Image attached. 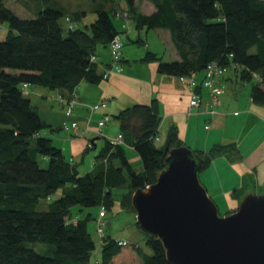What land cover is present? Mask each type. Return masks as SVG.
<instances>
[{
  "label": "trees",
  "instance_id": "1",
  "mask_svg": "<svg viewBox=\"0 0 264 264\" xmlns=\"http://www.w3.org/2000/svg\"><path fill=\"white\" fill-rule=\"evenodd\" d=\"M5 1L0 0V26L7 27L0 41V264H88L96 248L88 231L90 219L73 216L72 208L100 206L105 211L113 203L112 190L128 180V193L122 195L125 206V198L130 201L135 190L156 181L164 166V150L153 145L161 122L158 103L154 99L116 114L124 145L111 146L106 140L93 170L81 176L42 134L55 129L40 119L24 96L23 85L57 90L58 96L66 97L77 92L81 82L101 83L109 62L103 71L99 69L98 50H109L118 38L114 15L98 9L89 26L79 27L55 8L21 19ZM125 2L136 30L169 33L178 60L159 62L157 74L178 78L196 73L200 78L207 64L216 62L225 71L231 69L236 80L251 83V102L264 107V0H159L148 15L137 11L135 0ZM66 18L75 25L71 31ZM92 56L96 64L91 63ZM157 60L156 54L147 52L140 61ZM166 145L184 146L175 127L168 131ZM124 146L138 156L140 172L131 168ZM235 152V146L228 144L192 153L202 161L201 172L214 158H232ZM40 160L46 167L39 165ZM236 192L232 194L239 202L243 195ZM57 193L59 197L52 200ZM38 243L45 249L35 250ZM146 246L152 254L140 256L134 246L118 245L106 234L96 264H168L159 240L146 236Z\"/></svg>",
  "mask_w": 264,
  "mask_h": 264
},
{
  "label": "rangeland",
  "instance_id": "2",
  "mask_svg": "<svg viewBox=\"0 0 264 264\" xmlns=\"http://www.w3.org/2000/svg\"><path fill=\"white\" fill-rule=\"evenodd\" d=\"M157 1L159 0H136L135 6L137 7V11L140 12L142 9L145 10L147 6H154V3ZM5 6L13 11L14 14L21 19H31L39 10L44 8H55L56 10L63 11L65 16L69 17V19H71L73 23L79 27L89 26L94 21L96 17L95 12L98 9L111 11L114 15V17H111V20L119 31L118 38L122 43L120 52L122 53V57L124 59L128 58L130 67L124 66L122 68L121 74H112L107 80H102L101 86L99 88H93L98 91L96 96L93 98V100H96L94 103L98 104L101 101H106L108 107L107 109H97L98 111L95 112L96 115H94L88 123L87 117H79L81 112H78L76 109L74 115L71 117H68L65 114L64 109L59 106V91H50L40 87L32 86L23 89L24 96L28 98L32 106L35 107L40 119L55 129L52 134L49 133V129L43 131L42 134L47 135L48 138L51 139L52 145L62 151L65 159L71 162V164L75 165L81 176L93 170L95 157L103 148L105 140H93V144L96 146L93 148L90 144L91 140L95 138V134L87 133L86 135L73 136L70 131L62 129L63 126H67L72 121H76L79 123L78 126L80 127H83L84 124H87L91 130H96L98 120L97 115L103 111H107L108 114L106 115L110 117V122L107 124L105 132L108 134L106 135L107 139L111 140L113 137H115V132L119 131V124L114 118V116L117 114V110H119L117 108L124 109L136 104H142L145 102L144 100H147L149 104L150 100L148 99V96L150 90H153L154 95L157 96V98L160 97L162 104L160 116H162V118L163 114L167 116L166 119L162 120L163 124L159 125V140L153 141V145L157 149L164 150L166 147V138L168 134L167 124L169 119L174 116V112H177L175 118H177L179 126L177 123H175V128L178 129L179 139H181L183 145L192 152L198 153L200 151H208L213 145H228L229 143H232V145L235 146L234 142H229V140L235 139V121L229 122L227 124L224 122V124L219 125V121L215 122V117L209 122L207 118L203 119L198 117V115L195 114L196 109H193L190 114L191 116L187 115L189 96L185 97L186 95L182 92L176 96V102L179 105V109L175 110L172 106L174 103L169 100L168 89H179V87L174 84L176 81L174 79H176V77H170V79L168 78L169 80L167 79V81H172L171 83H159L158 81H152L151 79H148V67L151 66H148L147 64L142 65L139 62V59L142 57L144 58L147 52L156 54V57L159 59L154 62V67L156 69L159 62L166 63L173 61L175 50L169 43L167 36H165V32L162 30H146L145 28L136 30L134 23L128 16V6L125 0H113L112 2L105 0H6ZM62 26L65 33L64 24ZM6 32V25H1L0 41L4 39ZM138 39L141 41H138ZM98 54L99 58L102 60L101 62L110 63V51L108 49H99ZM120 62L123 66L122 59ZM116 76H130L132 79L119 78L116 80ZM225 77L226 79H231L232 81H225V79L223 81V84L225 83L226 86L224 84V96L220 98L223 100L224 104L221 109H217V112L220 110V113H224L226 108H230L231 112L235 111V106L229 105L230 102L228 101H231L230 97L235 95L247 97L251 88V83H242L239 81V78L236 80L231 69L225 71L223 78ZM181 85L185 86L183 84ZM71 96L72 93L67 95L65 98H70ZM103 115L104 114H101V117ZM232 119H235V116H233ZM205 125H209L210 130H205ZM254 129H256V126L251 123L240 126L239 124L236 125L237 132L241 131L250 133L254 131ZM99 136L100 135L97 137ZM124 150L131 168L135 172L142 170L141 162L134 150L128 146H124ZM39 165L41 167H46V165L41 160L39 161ZM202 171L199 174L203 173ZM128 185L129 184L127 180L126 184L120 188H115L112 190L113 203L109 209H105V211L102 213L100 206L81 209H79V207L72 208L73 216L76 215L79 218L88 217L90 219L88 221V231L92 236L96 248L91 254L88 264H96L98 261L99 245L104 239V237H98L96 233L97 220L99 218H101L104 222V235L109 234V236L114 240H122L129 245L134 246L135 250H139L136 251L140 254V256L142 254H152L149 247L146 246V235L143 234L136 225L135 213L133 209L128 206L129 200L125 198V206L122 205V195L128 193V191H126ZM58 197L59 194L57 193L51 198L54 200ZM215 205L217 206L218 214L221 217L226 216L236 210V208L230 209L229 206L225 205V203L222 201H220L218 205ZM42 206H44V204ZM44 246L46 245L38 243L35 245V250L40 251L45 249ZM135 250H133L134 254ZM136 260L137 263H140V257L137 254ZM121 264H124V262Z\"/></svg>",
  "mask_w": 264,
  "mask_h": 264
},
{
  "label": "water",
  "instance_id": "3",
  "mask_svg": "<svg viewBox=\"0 0 264 264\" xmlns=\"http://www.w3.org/2000/svg\"><path fill=\"white\" fill-rule=\"evenodd\" d=\"M201 164L187 147L166 145L156 181L131 195L137 227L161 242L168 264H264V194L246 193L221 217Z\"/></svg>",
  "mask_w": 264,
  "mask_h": 264
},
{
  "label": "crops",
  "instance_id": "4",
  "mask_svg": "<svg viewBox=\"0 0 264 264\" xmlns=\"http://www.w3.org/2000/svg\"><path fill=\"white\" fill-rule=\"evenodd\" d=\"M135 2H136V0H135ZM153 11H154V6H152V7L147 6L145 8V10H143V9L140 10V13L148 15V14H151ZM139 30H141V29H139ZM162 31L165 32V34H166L165 36H167L168 41L172 46L169 33L167 31H164V30H162ZM121 58H122L123 67L124 66L130 67L128 58L124 59L122 56H121ZM141 59H143V57ZM141 59H139V62L142 65L147 64L148 66H151V67H148V70H149L148 79H151L152 81H158L159 83H161V82L162 83H165V82L171 83L172 82V81H167V79L168 78L170 79V77H166L164 75L157 74L156 69L154 67V65H155L154 62H150V63L142 62V61H140ZM173 59H174L173 61L178 60V55L176 52H175ZM98 61H99V65H98L99 69L101 71H103L104 65H106L108 62L107 63L101 62L102 61L101 58H99ZM116 75H118V74H116ZM119 78L132 79V78H130V76H124V77L123 76H116L115 79L117 80ZM200 78H201V76H200ZM224 79H226V77L222 79V83H223ZM174 80H176L175 81L176 83L174 82V84L176 86H178L179 89L174 90L173 88H170V89H168L169 90L168 93H169V100H171L174 103L172 105L174 108L173 107L172 108L175 110H178L179 105L176 102L177 94L182 92L186 95L185 97H188L189 92L185 86H182L178 82V78H176ZM100 86H101V83H99L97 85H92V84H88L85 82H81L79 84V86L76 89L77 93H78V101H79V105L77 106L76 110L78 112H81V114H79V117H87V115H88L84 105H96V103H94V101H96V100H93V98L96 96L98 91H96L93 88H99ZM225 86H226V84H225ZM201 95H202V102L198 107L195 108L196 109L195 114L198 115V117H200V118H203V119L207 118L209 122H210V120H212L216 117L214 120H215V122L219 121V125L224 124V122H225V124H227L229 122L235 121V139L229 140V142L235 143V148H236L237 152H235V156H234L235 158L234 157L227 158L225 156H220V157L214 158L211 161V163L209 164V166L202 171L203 172V173H201L202 175L199 174V179H200L199 181H201L203 187L207 191L208 196L211 198V200L215 204L218 205V203L220 201H222L225 203V205L229 206L230 209L231 208L235 209L239 202H238L237 198H235L232 194L234 190L237 191L236 195H243V196L249 192H253V193H257V194H264V107L253 104L250 100V92H249L247 97L246 96L245 97L238 96V95L233 96L234 98L230 97L231 101H228V102H230L229 105L235 106V111L231 112L230 108H226L224 113H222V112L220 113V110H219L216 115H214L213 117H210L207 114H205V112H204V102L206 100L205 91L201 90ZM222 96H224V93L221 95V97ZM148 99L150 100L149 102H151L154 99L157 100L158 113L160 116L161 110H162V104L160 101V97L157 98V96L154 95L153 90H150ZM136 101H140V100H136ZM144 101L145 102H143L142 104H148L147 100H144ZM137 103H141V102H137ZM223 104H224L223 100L220 99V106L218 108L221 109ZM185 106H186V104H185ZM107 108L108 107L106 106V108H104V109H107ZM97 109L104 110V109H100V108H97ZM97 109L91 115L90 120L92 119V117L94 115H96L95 112L98 111ZM117 109H119V110H117V114H118L122 110V108H117ZM101 114H108V112L103 111L102 113H99V115H97V119H100ZM173 115L174 116H172V118L169 119V121H168L167 131H169L172 127H175V123H177V125L179 126V124L177 122L178 120H177V118H175L177 115V112H174ZM233 116H235V119H232ZM160 118H161V122H160V125H161V124H163L162 120L166 119L167 116H165L163 114V118H162V116H160ZM248 123L254 124L256 126V129H254V131H252L250 133L241 132V131L237 132V130H236L237 124H239V126H240V125H246ZM205 126H204V129H205ZM84 127H85V124L83 127H80V128L83 129ZM106 127L104 128L102 134L99 137H97L98 135L95 134L96 130H93V129L91 130L89 128L90 132H88V134L89 133L95 134V138H93L91 140V144H90L93 148L96 147L93 144V140H98V139H103L105 141L108 140L107 136H106L108 134H107V132H105ZM205 130H210V127L208 129H205ZM177 131H178V129H177ZM119 133H120V130L115 132V137ZM86 134H84V135H86ZM229 144H232V143H229ZM130 148H132V147H130ZM124 152H125V150H124ZM201 152H206V151H201ZM94 165H95V162H94ZM140 171L141 170H139V172ZM108 236H109V234H108Z\"/></svg>",
  "mask_w": 264,
  "mask_h": 264
},
{
  "label": "built area",
  "instance_id": "5",
  "mask_svg": "<svg viewBox=\"0 0 264 264\" xmlns=\"http://www.w3.org/2000/svg\"><path fill=\"white\" fill-rule=\"evenodd\" d=\"M126 16V14H125ZM65 23L68 30H73L75 25L70 22L68 18L65 19ZM122 43L119 38H116L113 42L109 45V51L111 56V61L109 63V67L104 70L102 75L103 80H107L108 77L112 74H121L123 66L120 62V48ZM91 63H97V60L94 56L90 59ZM225 73V69L219 66L216 62H212L207 64L205 69L203 70L201 78H198L199 75L196 73H190L188 76H181L178 77V81L185 85L189 92V102L187 107V115H190L192 110L198 107L202 102V95L201 90L205 91L206 93V100L204 102V112L210 117H213L217 114V108L220 106V97L224 93V85L222 83L223 75ZM200 86V92L196 91V87ZM23 88H27L26 85H23ZM77 92H72V96L70 98H65L64 96H58V102H60L59 106L64 109L65 114L68 117H71L75 113L76 107L79 105ZM107 106L106 101H101L97 105H84L88 115H87V122L89 123L90 117L93 112L97 109H104ZM110 122V117L104 114L100 119L97 121L96 131L95 134L101 135L104 128ZM209 126L206 125L205 129H208ZM62 129L70 131L73 136L77 135H84L90 132L89 126L86 124L83 129L79 128L78 123L76 121H72L69 125L63 126ZM158 141V135L153 138V141ZM111 146H119L123 144V137L121 134H118L111 140H108ZM101 213L104 209L101 207ZM73 223L76 222L74 219ZM104 222L101 218L97 220V227L96 233L97 236L100 238L104 237ZM118 245H125L127 244L125 241L116 240Z\"/></svg>",
  "mask_w": 264,
  "mask_h": 264
}]
</instances>
